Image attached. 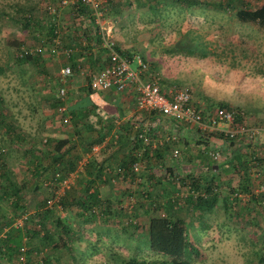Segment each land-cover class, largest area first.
<instances>
[{
  "label": "rangeland",
  "instance_id": "rangeland-1",
  "mask_svg": "<svg viewBox=\"0 0 264 264\" xmlns=\"http://www.w3.org/2000/svg\"><path fill=\"white\" fill-rule=\"evenodd\" d=\"M53 1L55 0H0V148L3 150L2 155L7 167L19 182H26L30 174L24 153V147L28 144L23 142L18 145L9 138L7 121L20 129L24 136L28 134L41 151L44 149L41 141L46 136L65 137L66 133H72L71 135L77 139L80 133L87 140L90 135L87 130H78V127H74L72 120H69L67 125L62 124L58 119L60 112L57 110V103L51 105V101L57 97L56 92L60 85L65 87V95L68 96V99L64 98V104L68 106L80 99L77 89L87 83L86 76L91 74V71L83 67L84 70L74 71L72 76L66 78L64 84L63 81L60 84V69L64 66L67 55L62 48L53 51L44 48L40 50L42 52L39 58L42 65L38 67L33 63L15 59L20 49L25 46L32 49L34 45L29 36L30 30L21 25L20 18L23 13L31 9L32 16L40 19L38 21L43 33L42 38H47L45 32L48 25L66 21L69 10L67 3L60 5L53 17L45 10V5ZM164 1L165 4L161 2L158 7L157 4H152L153 7L149 8L134 3L125 5L117 16H114L112 11L104 13L103 24L109 25L111 39L121 49L139 55L150 68L158 71L160 86L163 89L171 86L186 89L191 100L202 108L203 113L204 109L208 108L212 111L218 101L227 102L233 112H238L242 116V122L246 127L255 128L253 142L264 141V28L251 22H241L234 17L232 11H219L216 6L184 8L171 0ZM247 1L251 6H255L260 0ZM189 28L194 29L199 36L194 35L191 40L187 38L186 44L190 45L194 40L205 41L208 52L193 56L168 53L166 51L168 46L179 43L178 39ZM69 29L71 27L66 26V30ZM7 38L20 42L9 43L6 41ZM211 50H215L217 54ZM103 90L105 91L102 95L105 94V97L116 102V97L125 100L126 93H130L132 98L135 97L134 93L125 89ZM150 124L160 132L156 138L164 139L166 135H175L181 139L175 146L180 149V156L175 157L166 151L168 160L164 162L169 165L170 163L180 165L178 168L182 172L188 167L190 169L195 167V160L192 159L199 157L205 160L207 156V161L213 162L214 159L208 152L216 150L219 153L220 159L218 158L216 162L222 164L220 167H223V171H216L217 177L220 178L217 180V190L220 194L217 202L212 209L200 211L201 215L194 210L189 214L193 216L191 217L193 225H197L196 227L187 224L186 237H192L188 255L191 263L257 264L258 256L264 255V216L261 212L252 215L248 208L252 210L258 208L251 203L242 202L246 197L244 192L240 191L234 195L228 189L235 187L240 178L223 161L230 156L233 146L241 144L239 150L241 153L245 151L246 156L250 155L249 147L242 143L241 138L237 139L235 145L229 147L219 137L208 134L209 129H199L195 125L189 126L164 116L153 119L146 127ZM195 138H202L204 142L196 145ZM259 147L260 145H255V150ZM184 152H188V156L189 153L193 155L191 161L179 159ZM258 167L259 169H255L250 163L247 169L255 191L259 190V185L263 184L261 181L264 179V170L261 165ZM45 170H49L48 167ZM137 179L138 176L131 182L133 193L122 192L123 187L119 184L125 185L126 181L118 183L117 191L109 201L115 204L121 199L126 204L128 201L131 203L127 199L129 194H132L131 199L135 198L136 203L142 201L140 193L146 188L139 185ZM258 181L259 185L256 183ZM164 183L162 191L165 193L169 189V183L167 180ZM80 184V180L73 181V186L68 189L70 197L79 193ZM46 193H48L46 186L34 190L25 186L23 200L27 210L34 211ZM221 194L227 195L229 203H232L229 199L232 196L236 203L235 208L224 209ZM156 197L157 200L159 197ZM165 198L163 195L164 202ZM0 202L7 206L4 199ZM65 204V208H61L57 202L53 203L46 220L47 229L54 235L61 232V224L55 222V215L63 220L64 225L72 228V237L67 239L68 246L54 250L59 264L72 262V264H118L119 254L124 258L135 255L139 259L150 261V264H158L161 254L148 249L147 235L142 233L141 228H137L136 223L123 225L125 223H121L122 219L113 215L108 221L104 219L100 221L97 218L98 224L107 223V228L90 226L88 224L93 222V217H84L82 211L80 212L72 202ZM133 209L137 211L135 214L137 222L144 223L147 215H144L137 206ZM28 221V224H31L32 220ZM93 240L95 243L88 245L89 241ZM33 241L34 239H31L29 245H33ZM92 246H95L93 251ZM105 248L109 256L101 257ZM72 253L74 260L71 259ZM95 255L98 256L87 258ZM35 256L36 254L33 258ZM77 256L83 259L78 261ZM259 264H264V261Z\"/></svg>",
  "mask_w": 264,
  "mask_h": 264
},
{
  "label": "trees",
  "instance_id": "trees-1",
  "mask_svg": "<svg viewBox=\"0 0 264 264\" xmlns=\"http://www.w3.org/2000/svg\"><path fill=\"white\" fill-rule=\"evenodd\" d=\"M171 1L184 8H212L216 6L219 11H232L234 17L241 22H251L264 28V0H260L255 6H251L247 0ZM161 2L165 4L164 0H101L98 3L99 8L102 10V15L112 11L114 16H117L120 9L125 5L134 3L137 6L146 5L149 8L152 4H157L156 7L160 6ZM67 4L69 5V10L65 18L66 21H61L57 25L56 23L48 25V29L45 32L47 38H42L43 33L38 21L40 19L32 16L33 12L31 9L21 15V25L30 30L29 36L34 41V45L32 49H28L27 46L20 49L15 57L16 60L33 63L38 67L42 65L39 58L42 52L40 50H43V48L52 49V51L56 48L64 49L67 52L64 65H69L70 72L60 79V84H62V81L64 84L67 77L72 76L74 71L79 70V66L82 65L81 61L86 65V69L92 73L107 60V51L100 46L98 26L94 21L93 10L89 3L86 0H73ZM60 5H62L61 0L48 2L45 5V10L53 17ZM66 26H70L71 29L66 30ZM193 30L192 28L185 30L180 39H178L180 42L171 44L166 51L168 53L192 56L193 54L203 55L208 52L205 41L194 40L190 45L186 44L187 38L191 40L194 35L199 36ZM44 40L45 43L42 44ZM6 41L15 44L20 42L17 39L10 38H7ZM36 46L40 50H35ZM114 47L122 54L131 55L129 50L121 49L116 43H114ZM211 52L217 54L215 50H211ZM153 70L155 71V69ZM156 72L159 74L158 71ZM158 76L159 82H161L160 75ZM89 77L90 74L86 76L87 83L77 89L80 94L78 98L80 99L68 106L66 105L65 111L60 112L58 116L62 124L67 125L68 121L72 120L74 127H78V130L85 129L90 132L88 139L86 138L87 140L80 133H78L77 139L71 135L72 133H66L65 137L54 138L46 136L41 141L44 148L41 151L28 134L24 136L25 134L20 129L15 128L12 122L7 121L6 123L10 132L9 138L15 144L19 145L23 142L28 144L24 147V153L30 174L26 182L17 181L11 169L7 167L2 155L3 150L1 151L0 148V200L4 199L7 203V206H3L0 202V264H20V262L24 264H59L54 255V250L67 247V239L72 237L73 232L71 226L64 225L63 220L57 215H55L54 219L56 223L61 224V232L54 235L47 229L46 220L51 208L46 206L45 202L48 197L55 195V190L58 187L56 181L60 177L67 175L69 171L74 170L78 160L83 156H86V161L75 178V181H81V188H78L79 193L72 197L69 196L68 189L73 186L72 183L57 195L55 202L58 203L59 207L65 208V203L72 202L80 212L82 211L81 213L86 218L93 217V219L99 218L100 220L108 221L113 218V215H116L122 219L121 223H125L123 225L136 223L137 228H141L142 233L147 235L148 249L154 253H159V255L161 254V258L157 261L158 264H193L188 256L190 254L189 245L191 241L186 237L187 224L196 227L197 225H193V218H191L193 216H189V214L194 210L201 215L200 211H208L215 206L220 195L217 190V180H220V178L217 177L216 171H223V167H220L222 164L216 162L219 157L212 158L210 156L214 160L209 162L207 161V156L205 160L199 157L192 159L193 155L191 153H189V156L187 155L188 152L180 153L181 157L179 159L182 161L195 160V167L191 169L188 167L183 172L179 169L180 165L178 166L175 163L165 164L166 151L173 156H180V149L175 146L178 143L177 141L181 139L175 135H166L164 139L156 138L160 132L158 128L153 127L151 124L146 130V125L150 121L162 116L153 110L143 111L137 109L135 98H132L130 93H126L125 100L129 103V107H132L131 105L135 106L137 113L124 118L119 124L115 123L113 118L114 116L120 117L122 113L119 115V111L122 110V107L118 106L116 101L105 97V94L102 95L105 90L90 88L88 84ZM64 98L68 99L67 94L65 95L64 93L62 98L57 95L51 101V105L64 103ZM191 103L194 104L195 109L202 116L211 114V109H204L203 113L202 108L198 104L193 101ZM216 104V107L232 110L225 101L221 100ZM108 105L116 109L115 115L114 112H111L112 107L111 111L107 108ZM104 106L106 107L104 108ZM66 115H68V118L64 122L62 118ZM171 119L176 121L174 118ZM179 121L189 126H197L188 121ZM232 122L231 126L244 125L242 116L238 112H233ZM198 128L200 129V127ZM249 133V131H244L229 136L222 131L211 129L208 134L219 137L229 147L230 145H235L237 139L241 138L242 143L249 147L250 155L248 156L245 155V151L243 153L240 152L239 149L242 146L238 144L235 147L233 146L230 156L223 159L240 178L235 187L228 189L234 195L240 191L244 192L246 199L244 198L242 202L251 203L252 206L258 208L256 210L248 208L252 215L256 212H261L264 216V179L261 181L263 182L261 185H259V181L256 182L259 185V190L255 191L251 185V178L247 173L250 163L255 169H259L258 166L261 165L264 170V141L253 142L255 132ZM139 134H144L146 140H142V136ZM153 140H156L154 144ZM182 141L185 142L184 139ZM202 141V138H195L194 144L198 145ZM255 145H260L259 149L255 150ZM174 149L176 150L175 155ZM104 161L107 163L104 164ZM134 161L138 163L139 167V171L136 174L130 167ZM110 163H112L111 168L106 169L108 173L101 175L103 166L110 165ZM46 167L49 170H45ZM116 167L124 168L123 174L125 175L120 176L118 172H115ZM136 175L138 176V184L146 188L140 193L142 201L136 203L135 198L131 199L132 194H129L127 199L131 203L128 201L126 204L121 199H118V202L113 204L109 200L106 202V200L97 195L96 184L100 182L117 187L119 182L126 181L128 184L123 186L125 189L123 188L122 192L133 193L128 188V185L135 180ZM162 177L166 178L167 183H169V189L165 193L163 191L160 192L164 187L160 188L162 182L160 178ZM111 178H116V180L113 182L110 180ZM25 186L32 190L38 189L40 186L48 188V193L45 194L32 212L27 210L23 200V188ZM156 195L159 197L158 200L155 199ZM163 195L166 197L165 202L162 200ZM221 195L224 209L235 208L234 205L236 203L235 200H232V196L229 198L232 203H229L227 195ZM135 206L139 207L142 213H149L144 223L137 222L135 215L137 211L133 209ZM23 214L26 216L22 219L21 224L18 225L15 221ZM129 217L134 218V221L129 219ZM29 219L32 220L31 224H28ZM31 239H34L33 245H29ZM22 246L23 249L21 250L20 247ZM34 254H36L35 258H33ZM19 255H23V258L20 259ZM120 255L118 264H150V261L139 259L135 255L125 258L122 255L120 257ZM71 259L74 260L73 253L71 254ZM81 259L83 258H77L78 261ZM261 261H264V255L258 256L257 264Z\"/></svg>",
  "mask_w": 264,
  "mask_h": 264
},
{
  "label": "built area",
  "instance_id": "built-area-1",
  "mask_svg": "<svg viewBox=\"0 0 264 264\" xmlns=\"http://www.w3.org/2000/svg\"><path fill=\"white\" fill-rule=\"evenodd\" d=\"M73 0H61L62 4H66ZM93 10L94 21L98 26V33L100 36V46L104 47L107 51L106 62L95 71L90 74L88 84L89 87L95 90H103L112 88L114 90H127L135 94V104L136 108L143 111H156L161 116H166L169 118H174L175 120H183L196 124L202 129H216L222 131L224 134L233 136L236 133L249 131L252 134L255 128L246 127L244 125L231 126L233 123V111L222 107H215L212 109L211 114H207L205 121L203 122L202 114L197 111L194 104L191 102V97L188 91L181 87L171 86L166 90L160 86L159 76L156 71L148 66V63L141 59L137 54H131L127 56L118 52L114 47V41L110 37V27L109 25H104V18L102 17V10L99 8L98 0H86ZM35 50H40L38 46ZM67 53V52H66ZM69 65H64L60 69V79L63 76L69 74ZM65 93V87L60 85L57 88V95L63 97ZM66 109V104H58L57 110L63 112ZM68 115L62 118V121H67ZM226 123V125H222ZM148 129V127H146ZM142 136V140H146L144 134H139ZM156 140H153V144ZM160 142V141H159ZM174 155L176 150H173ZM212 158H217L219 156L218 151L212 150L209 152ZM86 161V156H83L78 160V164L74 170L69 171V173L63 177H60L56 183L58 187L55 190V195L53 197H48L46 199L45 205L50 207L55 203L57 195L62 192L65 188H68L76 176L78 171L82 170V166ZM131 169L136 174L139 171L138 163L136 161L132 162L130 165ZM125 169L122 167H116L115 172H118L120 176H124L123 171ZM108 171V170H107ZM57 175V173H55ZM137 178V175L135 176ZM111 181H115L116 178H111ZM125 206H127L125 204ZM129 206V204H128ZM25 214L21 215L16 219L18 225L21 224ZM132 221L134 218L129 217ZM23 249V246L20 247ZM22 259L23 255H19Z\"/></svg>",
  "mask_w": 264,
  "mask_h": 264
},
{
  "label": "crops",
  "instance_id": "crops-1",
  "mask_svg": "<svg viewBox=\"0 0 264 264\" xmlns=\"http://www.w3.org/2000/svg\"><path fill=\"white\" fill-rule=\"evenodd\" d=\"M81 63H82V65H80L79 66V72L80 71H82V70H84L83 69V67L84 68H86V65H84V63L81 61ZM116 100H117V105L119 106H121L122 107V110H120L119 112V115H120V117H116V116H114V118H113V121H115V123H117V124H119V122L120 121H122L124 118H127V117H129V116H131L132 114H135V113H137V109L136 108H134L135 106L134 105H131L132 107H129V103L127 102V100H121V99H119V97H116ZM106 106H104V108H105ZM112 107V106H111ZM111 107H109V105H108V107L107 108H109V110L111 111ZM115 110L116 109H113V107H112V113L114 112V115L116 114V112H115ZM145 124V123H144ZM118 126V125H117ZM166 160H168L167 159V154H166ZM105 163L104 164H106L107 162L106 161H104ZM111 165H112V163H110V165H107V166H103L104 168H102V171L101 172H103L101 175H106L108 172L106 171V169L107 168H111ZM105 171V172H104ZM102 177V176H101ZM144 179V178H143ZM160 180L162 181L161 182V184H160V188H162L163 186H165V180H166V178H160ZM119 183H121V182H119ZM124 183V182H123ZM95 184V183H94ZM93 184V185H94ZM127 184H128V182H126V184H125V186H127ZM120 186H124L123 184H119ZM96 188H97V195L100 197V198H102L103 200H106V202H108V200H110V199H112V197H113V195L116 193V187L115 186H111V185H109V184H107V183H97L96 184ZM133 185H131V183L128 185V188H130L131 189V187H132ZM90 187H92V186H90ZM111 187V188H110ZM79 188H81V184H80V187ZM123 188H125V187H123ZM159 188V189H160ZM162 190H160V192H161ZM114 193V194H113ZM112 196V197H111ZM157 196V195H156ZM155 198H157V197H155ZM158 200V199H157ZM113 201V200H112ZM143 209V208H142ZM143 210H145V209H143ZM144 215H148L147 213H143ZM101 220H103V219H101ZM100 220V221H101ZM87 224V223H86ZM88 225H90V226H92V225H94V226H96V227H104V228H107V223H105L104 225L102 224V225H100V224H98V222H97V219H93V222L92 223H89ZM189 225H191V224H189ZM126 234V233H125ZM127 236V235H126ZM203 236L204 235H202V239H203ZM127 237H129V236H127ZM192 239V237H190V238H188V240L190 241ZM202 239H201V241H202ZM87 243H88V241H87ZM92 243H95V240H93V241H89V244L88 245H91ZM95 249V246H92V248H91V251H93ZM106 248L104 249V252H103V255L101 256V257H106V256H109L108 254H106ZM90 251V252H91ZM113 252V251H112ZM96 256H98V255H95V256H88L87 258L88 259H90V258H93V257H96ZM112 257V256H111ZM85 258V257H84Z\"/></svg>",
  "mask_w": 264,
  "mask_h": 264
}]
</instances>
